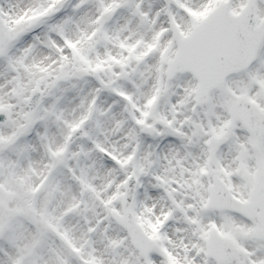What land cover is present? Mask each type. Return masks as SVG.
<instances>
[{
    "label": "snow or ice",
    "instance_id": "1",
    "mask_svg": "<svg viewBox=\"0 0 264 264\" xmlns=\"http://www.w3.org/2000/svg\"><path fill=\"white\" fill-rule=\"evenodd\" d=\"M0 264H264V0H0Z\"/></svg>",
    "mask_w": 264,
    "mask_h": 264
}]
</instances>
